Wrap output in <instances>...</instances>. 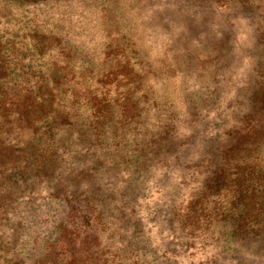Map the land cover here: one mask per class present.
<instances>
[{
	"label": "rangeland",
	"instance_id": "rangeland-1",
	"mask_svg": "<svg viewBox=\"0 0 264 264\" xmlns=\"http://www.w3.org/2000/svg\"><path fill=\"white\" fill-rule=\"evenodd\" d=\"M0 264H264V0H0Z\"/></svg>",
	"mask_w": 264,
	"mask_h": 264
}]
</instances>
